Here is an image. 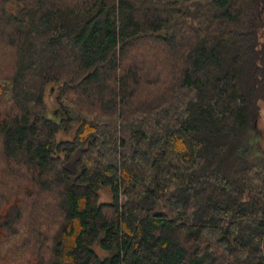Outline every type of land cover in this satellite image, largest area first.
Instances as JSON below:
<instances>
[{
  "label": "trees",
  "instance_id": "1",
  "mask_svg": "<svg viewBox=\"0 0 264 264\" xmlns=\"http://www.w3.org/2000/svg\"><path fill=\"white\" fill-rule=\"evenodd\" d=\"M261 100L264 0H0V264H264Z\"/></svg>",
  "mask_w": 264,
  "mask_h": 264
},
{
  "label": "rangeland",
  "instance_id": "2",
  "mask_svg": "<svg viewBox=\"0 0 264 264\" xmlns=\"http://www.w3.org/2000/svg\"><path fill=\"white\" fill-rule=\"evenodd\" d=\"M46 102L49 106L50 109H55L56 103H55V98H54V91L51 87H48L46 90V96H45ZM260 106H261V114L258 119V134H259V144L261 147L264 149V101H260ZM61 136H65L64 133H61ZM256 139H252V141H249L245 144L246 149H253L254 151H257V147L255 144ZM262 152V151H260ZM103 200H108L110 199V192L107 189L102 190V197Z\"/></svg>",
  "mask_w": 264,
  "mask_h": 264
}]
</instances>
